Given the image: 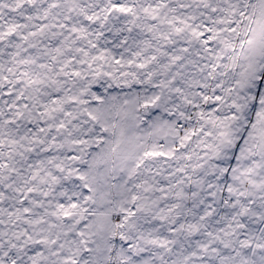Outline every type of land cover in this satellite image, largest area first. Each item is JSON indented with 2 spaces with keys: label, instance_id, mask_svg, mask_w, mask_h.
<instances>
[{
  "label": "snow or ice",
  "instance_id": "6c2138e0",
  "mask_svg": "<svg viewBox=\"0 0 264 264\" xmlns=\"http://www.w3.org/2000/svg\"><path fill=\"white\" fill-rule=\"evenodd\" d=\"M0 264H264V0H0Z\"/></svg>",
  "mask_w": 264,
  "mask_h": 264
}]
</instances>
